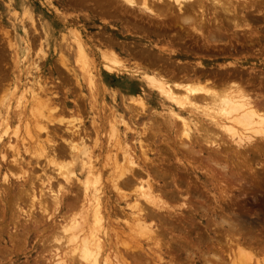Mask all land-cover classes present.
<instances>
[{"label": "bare ground", "instance_id": "1", "mask_svg": "<svg viewBox=\"0 0 264 264\" xmlns=\"http://www.w3.org/2000/svg\"><path fill=\"white\" fill-rule=\"evenodd\" d=\"M9 1H11V0H9ZM65 1L66 0H64V2ZM68 1L69 0H67V2ZM80 1L78 0L79 3H76L75 5L77 6V4H79V7H81L82 5H80ZM71 2H73V0ZM71 2L69 1V3H71ZM91 2H92V4L90 2L87 3V1H86L87 4H84V3H81V4L88 5V7L91 6L90 8L93 7L91 10H93V12H95L97 14V17L100 16L103 19H106V18L108 19V18H112V17L117 16V15H114V14H116L115 11L117 12V10L118 11L120 10V16L119 17H121V18H122L121 15L129 14L131 17L134 14V12H137L138 14L142 15L141 18L145 17L147 19L146 22L148 23V26L146 25L147 27H143L144 25L143 26L141 25L140 26V28L142 27L141 30L144 31V33L146 32L147 34H151V35H160V34H158L160 32H157V30L159 31L160 29H162L161 32H163V28H165V25H166L164 23L165 21H163L161 23H159L160 21H156L157 23H155V22H153L154 21L153 19L162 20V19H166V17L168 18V17H171L174 15V16H176L177 20H179L178 22L182 23V25H184V26H187L188 29L185 28L187 30V35H190V36L192 35L195 37V39H194V37H192V39L195 40L194 44L196 47L200 48L203 51L211 50L213 52H217L218 57L220 56L221 58H222V56L223 57H225V56L231 57V56H233V54H236V53L240 54V52H242L245 49L251 50L249 52H252L253 46H255V44L258 46L259 49H256V51H253V54L255 52H257L256 54H260V55L264 54V43L260 44V41L264 40V0H91ZM6 8L12 12V18L14 19V21L15 20L17 21L19 19L18 15L20 12L18 13L16 6L9 4V5H6ZM24 9L27 10L28 7L27 8L25 7ZM117 14H119V13H117ZM22 16L24 17V16H26V14L25 15L22 14ZM139 16L133 15L134 18H136V17L139 18ZM116 18H118V17H116ZM127 18H124V19L127 20ZM173 18L174 17H172L171 19H173ZM25 19H26V17H25ZM62 19H63V17H62ZM128 19H131V18H128ZM29 20L31 23H33V21H31L32 20L31 17H29ZM126 20H124V21H126ZM139 20H140V18H139ZM151 20H153V21H151ZM143 21H142V24H143ZM10 22H11V20H10ZM24 22H26V20ZM132 22L133 21L131 19V24H132ZM138 22L140 23L141 21H138ZM152 22L154 24H156L157 28L159 27L160 29H154L153 28L154 30H152V26H154ZM18 23H20V31L24 35L25 34L24 27L26 28L27 24L26 25L23 24L24 25V27H23L21 25L22 19H19ZM136 23H137V21H136ZM136 23L135 24L133 23L132 25H136ZM139 23H137V24H139ZM47 24L42 23L41 33H42V35H45L46 38H49L51 36V31H49V27ZM184 26H181V27H184ZM29 28H30V26H29ZM125 28L127 29L128 27L125 26ZM35 30H36V28H35ZM184 30L182 29V31H184ZM26 31H28V29ZM32 31L34 34H36V31L35 32H34V30H32ZM39 31H40V28H39ZM128 31H130V30H126L127 33H129ZM134 31H136V30H134ZM142 31H141V33H142ZM239 32H241V34H238ZM136 33H138V32H136ZM195 34L197 36H195ZM30 35L32 37V33ZM161 35H163V34H161ZM127 37L128 36H125L124 38H127ZM74 38L76 41V48L75 49L78 53L79 63H81L84 70H88L89 56H88L87 50L84 47L82 40L78 34H76V35L74 34ZM104 38H106V35ZM110 39H108V41ZM140 39L145 40L142 37H140ZM111 40L112 41H110V42L112 43L113 40H115V38L111 39ZM29 41L34 43L33 40L32 41L29 40ZM108 41H106V42H108ZM7 42L9 43L10 41H7ZM167 42H169V41H167ZM171 42H173V41H171ZM32 43H30V44L33 45ZM114 43L117 44L116 42H114ZM114 43H113V45H114ZM160 43H162V42H160ZM120 44H122V43H120ZM133 44H135V43H133ZM141 45L143 47H141ZM137 46H139L141 48L137 49L138 48ZM156 46H157L156 44L153 45L152 43H145V44L141 43V42L136 43V47H137L136 49L131 46L134 49V53H133L134 55L132 53H130V54L133 56H135V55L138 56L139 60L142 61V63L147 64V67H150V68L151 67L154 68V67L158 66V67H156V69L157 68L160 69V66H162V67H164V66L167 67V65L172 66V70H170V69L168 70L169 74H165V72H164V69L166 67L164 69H162L163 73L165 75H168L166 77H168V82H170V83L163 82L159 78H157L156 76H150V77L146 76V81L148 82V84H150L151 88L155 89V92L158 93V95H160V97H163V100L166 99L167 101H169V105H171V107H174V109L177 110L175 112H174V110H170V112L168 113V117H167L168 120L167 121H168L169 125H166V127L168 128L167 134H169V133L171 134L173 128L176 127V123L180 126V127H178L179 130L178 131L176 130L177 133L175 134V137H173L174 139L179 140L178 143H177V140L175 141L173 139H170L171 136L170 137L166 136L165 139L161 138L163 136L162 130H160L161 127H154L155 129L156 128L157 129L155 130L154 128H150V129L147 128V130H146V128H143L141 131V132H143L142 133V136H143L142 139L141 138L140 139L135 138L133 140H134V142L136 141L137 143L133 142L132 144H129L128 139L125 138L126 140L123 141L124 139H122L120 141V144L111 145L110 143L109 144L106 143L107 145L105 144L106 146H104L102 144V142L99 141V139L97 138V140L95 142L93 141V144L90 145V144H88L89 142H87V139L90 138V136L88 135V134H90V132H87L88 134L84 133L83 135H79L78 132L75 133V131H71V133L73 135L69 136V137H72V138L70 140H66L67 139L66 138L65 140L62 141L63 145L56 143L57 144V146H56V145H54L55 141L51 140V139H55L54 138L55 134H56L55 131H58V130H56V128H54L55 131L53 130L52 132H49V130H50L49 124H51V128L53 126L52 125L53 122L50 119H52L53 121H54V119H53V116H51V113H50L51 110L49 108L47 109V106H49V104H47L48 101H47V103H46L47 105H46L44 103V101L42 102V100H39L38 98H37L38 102L40 101L41 103L35 102V104L38 103L39 105H41V107L44 110L47 109V111H45V113L40 111V113H41L40 116H38V115L37 116L40 117L41 119L46 120V122L49 124L42 125L43 123L42 124L40 123L41 124L40 125L35 120V125L33 124L34 125L33 128H30L27 126L23 129L24 130L23 131L24 137L21 139L20 143L18 141L19 140V138H18V130L19 129L18 130L13 129V130H15L13 133L15 139H12V137L7 136L8 132H9L8 130H10V128L8 127V124H7L8 121H10V120H8L9 114H6V117H5L6 124H4V125L0 124V128L3 126V128L0 131V172H2L3 169L8 170L9 169V163L12 167H15V169H18L20 172H23V174H24V172H29L30 170L28 171V169H29L30 165L32 166L33 158L34 159L35 158L36 159L44 158V159H46V163H48L49 165L50 164L55 165L56 166L55 168H57L56 170L58 172L56 170L55 171L58 174L61 181L57 180L55 177L52 178L49 175H47V177L45 178V181L48 185L46 187V189H48V191L50 192L49 188L50 187L52 188L53 184L55 183V186H57V187L55 188V192H52V190L50 192L51 194H53V196H51L52 198H51L50 202L52 201L53 206H55L57 208V210H60V213L62 214V216L60 215V217H62L64 219V215H67V213H69L70 214L69 219L70 218L71 219L70 220L68 219L69 220L68 222H65L62 219L63 222L60 223V221H59L57 223L58 225L60 223L58 230H60L59 233L62 235L61 237H64V242L63 243L61 242L62 243L61 248L57 247L58 249L55 250V251H57L54 253L55 264H173L174 261L172 262L169 260L170 259L169 258V253H170L169 250H171V248H172V246H171L172 242H170L172 235H171V237L169 236L170 239L167 236L168 239L170 240L169 243H171V244H168V243L167 244L169 247L171 246V248L166 247L165 240L163 242V238L166 237V235L165 236L163 235L164 234L163 230L166 229V226L169 228L171 227L173 230L176 223H173L171 220L176 215H179V214L183 215L184 214V216H180L181 217L179 219L180 224L183 222V220L186 221L187 216H186V219L183 218V217H185V213H182L183 211L186 212L187 210H189V213H191L190 210L195 209L196 210V211L194 210L195 216L202 217L200 215V212H202L203 216L207 215L209 212L205 209L206 207H203V205L197 206L195 203H197V201H198V203H199V201L203 203L206 201L205 199H207L208 197L207 196L202 197L203 195L201 196V194H198L197 192H196L197 194L195 193V195L191 194L192 191H193L192 193H194V190H193L194 188L192 189V191H190L191 188L189 189V187L181 188L180 185L182 183L180 182L181 184H177L178 177L176 178L177 179L176 183H175L174 178L172 179V181L175 183L174 184L175 187H173V188H175L176 191L169 189V186L167 188L166 187L157 188L156 184H160L162 182V180L165 179L163 177L167 176L166 175L167 173L165 174L164 172L158 171V167L155 165V162H154L156 159L155 160L152 159V158H154L157 151L158 152L164 151L165 153L169 151L170 153H172L174 160H176L177 163L180 164L181 168L184 167L185 170H188V171L190 170L191 173H193V175H197L196 170H198V168L193 166V164H195V163H193L191 161L189 162L188 160L191 159L192 155H193V157H195L194 155L197 154V156H198V154L202 153L201 151L196 150V148H199L202 145L207 146L209 149H212V151H215L214 156H216L217 158L220 157L219 153H218L219 154L218 156L216 154L219 150V147H221L219 143H222L221 145H223V146H225L226 143H229L230 147L235 146V148L239 149L240 151H241V149L243 150V147H246V146L251 147V146L255 145L257 142H261L264 145V66L263 65L261 66V70H258V71L255 70V68L245 69L243 67V62L238 63V61L236 59H233L234 61L232 60L233 62L227 64V66H225L224 64L215 65V67L217 66L219 69V71H217L218 69L216 70L217 71L216 73H213L211 71L206 72V71H201V70H203V68H200V66H203V63H201L200 61L193 60L191 62H187L185 60L187 63L186 62L180 63L177 61V60H179L177 57V54H175L178 51H175V50L172 51V50H169V48L163 49V50L156 49ZM195 46H193V47H195ZM132 48H131V50L133 51ZM108 52H109V55H105V54L102 55L103 59L110 64V65L109 64L105 65L104 69H106V71L110 72L111 70L112 71L114 70L111 67V65H120L121 67H124L121 64L120 60H118L119 57L117 56L116 52H114V51L110 52L109 50H107V53ZM103 53H106V51ZM226 53H228V54H226ZM128 54L129 53H127V55ZM215 56H216V54H215ZM38 57H40V56H38ZM165 57L167 59V62L163 61V60H166V59H164ZM172 58H175V60H172ZM221 58H219V59H221ZM59 59H61V58L59 57ZM174 61H176V62H174ZM195 63L197 64V66L193 65ZM165 64H167V65H165ZM189 64H191V66ZM60 65L62 66L64 64L60 63ZM212 66H214V65H212ZM1 68H0V70H1ZM62 68H64V67H62ZM199 69H201V70H199ZM175 70L178 71L179 73L183 72L184 73L183 77H182V75L178 76L179 74H177V72L175 74ZM155 71L156 70H154V72ZM160 71H158V72H160ZM200 72H202V73H200ZM161 73H162V71H161ZM90 76L93 78V74L91 72H89V77ZM185 77H186L187 81L183 80ZM161 78L165 79V77L162 75H161ZM0 79H1V77H0ZM5 79H6V77H5ZM89 81H90V83H92V79H90ZM182 82L184 84H182ZM37 99L36 100L34 99V101H37ZM138 100H141V99L138 98ZM138 100H137V102L139 103V106L141 107L139 109L144 110L143 107H145V106H144L143 100H141V101H138ZM129 105H131V104H129ZM77 106H79V105H77ZM33 111H35V110H33ZM127 111H128V109H127ZM37 112H35V113H37ZM130 112H131V110H130ZM132 113H134V112L132 111ZM59 114H60V112H59ZM133 115H135V114H133ZM122 118H123V115H122ZM44 120H43V122H44ZM121 124H123V127H125V134L124 135H126L128 138L130 135L127 134V132H129V130L131 132V130H132L130 125H129V122L122 121ZM54 125L56 126V124H54ZM57 127H59V126H57ZM110 127H112V128H110V130L112 129L110 131V134H112V135H110V137L112 136V138H113V136L116 135V133L118 135V132H117L118 129L116 130V128L113 127V124ZM79 129H82V127ZM59 130H60V128H59ZM95 130H97V129L95 128ZM133 130H135V129H133ZM84 131H85V129H84ZM115 131H116V133H115ZM98 132H99V130H98ZM40 133H41V135H42V133H45L46 141H45V139H43L44 137H42V140H44L45 142L40 141L39 138H37L40 136L39 135ZM96 133H97V131H96ZM134 133H136V132H134ZM57 134H59V132ZM74 134L77 135V137H78L77 139H74V137H75ZM219 134H220V136H219ZM222 134L225 135L228 142H226V140L224 141V139H222L223 138V137H221V136H223ZM5 136H6V138H5ZM58 136H60V135H58ZM108 137H109V135H108ZM20 138H21V136H20ZM26 140H27V143H30V147L25 148L24 151H25V153L28 152L26 154H29V157L32 156L33 158H32V161H30L31 158H27V157L24 159V161H19V158L21 159L20 155H22V153L20 151H21V148L24 146L23 142ZM59 141H61V139ZM90 141H92V140H90ZM157 143H163L164 145L163 144L162 145L165 147L163 148L162 145H158V146H161L163 149H161V147L156 148ZM19 145H20V147H19ZM203 146H202V148L205 149ZM226 146H228V145H226ZM259 146H260V143L257 146V148ZM50 147H52V148H50ZM226 148H228V147H226ZM226 148H224L223 150L225 151ZM257 148H256V151H257ZM96 149H98V152H99V153H97V155L95 153ZM203 149H201V150L203 151ZM236 149H235L236 153L239 152V150H236ZM228 150H230V148ZM231 150H232V148H231ZM6 151H9L11 153V160H10L11 162H7L8 157L6 156V153H4ZM243 152H244V150H243ZM168 155L169 154H167V156ZM158 156L160 157L161 154L158 153ZM169 156H171V155H169ZM187 156L190 157L188 160H187V158H188ZM214 156H212L213 159L215 158ZM161 157H163V155ZM200 158H202V157L200 156ZM157 159H158V157H157ZM165 160H167V159H165ZM207 161H209L207 163L214 164L213 166H215V165L219 166L211 158H207ZM157 162L158 161H156V164H157ZM160 162H162V159L160 160ZM195 162H197V160ZM250 162H252V161H250ZM207 163H206V165H207ZM224 163L225 164H222L223 167L220 166L217 168L227 170L226 169L227 166H225L226 161ZM230 163H231V161H230ZM197 164H198V162H197ZM200 164H201V161H200ZM246 165H247V163H246ZM262 166H264V165H262ZM154 167H157L156 170ZM198 167L200 168V166H198ZM160 168H162V167H160ZM50 169H52V168H50ZM242 169H244V168H242ZM164 170H165V168H164ZM202 170H203V168H202ZM165 171L167 172V170H165ZM221 171H223L222 175L226 176V174H225L226 172L224 170H221ZM169 172H168V174H172L171 172L170 173ZM183 172H185V171H183ZM254 172H255V170H254ZM262 173L264 174V172H262ZM29 174L31 175V173H29ZM230 174L231 173L229 172V175ZM187 175H188V173H187ZM231 176H233V175L231 174ZM11 177H14V176H11ZM17 177H18V174H16V178ZM170 177H172V176H170ZM206 177H208V176H206ZM184 178H183V181H184ZM4 179L6 180L7 178L4 177ZM200 179H202V178H200ZM222 179L220 180V182L222 181ZM53 180L54 181L56 180V181L54 182ZM185 180H187V178ZM188 180H189V178H188ZM210 180H211V178H210ZM218 180L216 181L217 183H218ZM256 180L257 179H255V181ZM179 181H182V179H179ZM214 181H215V178H214ZM27 182H28V179H26V181L24 183H27ZM52 182H54V183L52 184ZM257 182H259V181H257ZM29 183L30 184H28V185L30 187L31 193L29 194V192H26V190H25V192H26L25 194L28 193V195H29V196L27 195V198L29 197L28 198L29 200H27V201H30V204H29L30 207L34 208V206L39 205L40 206L39 209H41L45 213L46 211H48L47 209L49 207L46 208L47 205L46 206L43 205V204H46L45 199H43L44 197L42 198V194L40 193V191H39L38 195L34 192L35 189L32 186V181ZM184 184H186V183L184 182ZM187 184H186V186H187ZM223 184H224V182H223ZM245 185H244V187H245ZM225 186L226 185H224L223 187L225 188ZM196 188H198V187H196ZM225 190L227 192L228 186H227V189L225 188ZM22 192L24 193V191H22ZM41 192H42V190H41ZM181 192H183V195L181 194ZM110 193L112 195V198L114 196L116 198L114 205H113V202L110 201L111 200ZM217 194H218V192H217ZM220 194H221V192H220ZM20 195H22V194H20ZM242 195H243V193H242ZM23 196H25V195L23 194ZM46 197H49V196H46ZM178 198H179V200H178ZM24 199H26V198H24ZM214 199H217V198L214 197ZM47 201H48V199H47ZM175 201H177L178 203L175 204L174 203ZM225 201H227V200H225ZM220 202H221V200H220ZM52 203H50V204H52ZM120 203H123V206H124V208H122L121 210L124 212V214L123 213L122 214L125 216V223L127 224L129 230L133 231L134 234H136V236L138 238H140L137 242H135V244H132L131 246L128 245L129 247H127V245L125 244L126 241L125 242H124V240H123V242L118 241L117 235H112V237H111V235L108 233V232H111L110 230H108V227H107V226H109L108 223L110 222L112 224L111 220H112L113 212L116 211L115 207L118 208L117 204H120ZM28 209L29 208H27V210ZM223 210H226V212H227L228 209H223ZM118 211H117V214H118ZM24 212L27 213L26 211H24ZM55 212H56V210H55ZM230 212L231 211L229 210V213ZM25 213H24V215H25ZM229 213H228V215H229ZM114 214H115V212H114ZM119 214L121 215V213H119ZM191 214H189V215H191ZM231 214L234 215L233 213H231ZM115 216H117V215H115ZM221 216H223V215H221ZM221 216H220V220H218V223L220 222L219 224H221V226L223 224L224 225L223 229L225 230V232L228 231V233H230L229 232L230 228L232 231L233 226H234V225L233 226L231 225L233 223V221L231 223L229 221H224V219H227L228 216L227 217L223 216L225 218H222ZM234 216H236V215H234ZM33 218H35V217H33ZM211 218L214 219L212 216H211ZM211 218L207 217V219H210V220H211ZM232 218L233 217H231V219ZM240 218H241V216H240ZM122 219L124 220V217ZM176 219H178V217ZM188 219H191V217H189ZM195 219H193V220H195ZM228 219H230V218H228ZM174 220H175V218H174ZM214 220H212V221H214ZM236 220H238V219L236 218ZM240 220H242V219H240ZM66 221H67V219H66ZM170 221L173 223V225L175 224L174 227L169 226ZM193 222L194 221H192V223ZM206 222H208V220H206ZM209 222H211V221H209ZM240 222H242V221H240ZM189 223H191V221H189ZM211 223H213V222H211ZM34 224L36 225L35 221H34ZM46 224L48 226L50 225L48 223H46ZM106 224H107V226H106ZM178 224H179V222H178ZM217 224H214V225H217ZM233 224H235V223H233ZM236 224H238V223H236ZM183 225H185V224H182V226ZM229 225L232 227H229ZM52 226H54V225H52ZM56 226L57 225H55V227ZM182 226H180V225L177 226V227H179L177 229H179L181 231V233H182V231L184 233V231L186 229H184L183 228L184 226L183 227ZM237 226H239V224L236 225V227ZM31 227H33V226H31ZM215 227H219V226H215ZM171 228H170V230H171ZM180 228H183L184 230L183 229L181 230ZM241 228H242V226H241ZM55 229L53 227L52 230H55ZM57 231H56V233H57ZM242 231H240V232H242ZM113 232H116V231L113 230ZM169 232H171V231H169ZM187 232H188V230H187ZM235 232H237V234H238L239 231H235ZM235 232L232 231V233H235ZM56 233H54V234H56ZM216 233H217V231H216ZM228 233H226V234L228 235ZM54 234L52 233V236ZM113 234H115V233H113ZM217 234H219V232ZM221 235L222 234L220 233L219 238ZM249 235H250V233H249ZM58 236H60V235H58ZM114 236H116V240H117L115 242L112 239ZM186 236L188 237L187 234H186ZM214 237H215V235H214ZM244 237H242V238H244ZM219 238H216V240ZM250 238H251V236H250ZM54 239H55L54 242L59 241V239H57L56 237H54ZM221 239L223 241L222 236H221ZM225 239H227V238H225ZM246 239H248V238H246ZM186 240H188V239H186ZM186 240H184V241H186ZM208 240L210 241V239H207L206 242H208ZM230 240L231 239H229L228 242ZM233 240H235V239H233ZM194 241H195V239H194ZM222 241L221 240L217 241L218 243H220V245L219 246L217 245L216 247H214V245H216L217 242H215V244L212 242V246H211L212 248L211 249H214V250L210 249V252L214 251L215 254H213L214 252L212 254H206L203 251L202 252L203 256H202L201 255L202 253L201 254L200 253L195 254V252H194L192 255L195 258V264H224V263H226V261L223 262L222 256L218 255L219 254L218 249H221L220 247H221ZM242 241H244V240L242 239ZM246 241H248V240H246ZM176 242H177V240H176ZM176 242H175V245L177 246ZM182 242L180 243V248H181L182 252L185 253V256L189 255L188 251L184 245V242H183V244H182ZM225 243L223 242L222 245H225ZM230 243H232V242H230ZM246 243L250 244V241L246 242ZM198 244H199V242H198ZM207 244L205 243L206 246H209ZM60 245L61 244H59V246ZM145 245H147V247L148 246H150V247L148 249H146ZM229 245L232 246V244H229ZM120 247L124 249V252L121 253L119 251ZM227 247H229V246H227ZM232 247L236 248V251H234V253H236V255H237L236 257H238L239 260L241 259V261H244L243 262L244 264L245 263L250 264L249 262H251V263L253 262V264H264V248H262L263 250H261L262 251V252H260L261 254L260 253L257 254V255H261L260 258H257L258 256L256 257V254L253 251V249H255V248L252 249V247L248 244L244 246L243 242H241L240 240H238L234 244V246H232ZM180 248H178V250ZM207 248H206V251L208 250ZM259 249H260V247H259ZM222 250L224 251V248ZM190 252H192V250ZM231 253H233V252H231ZM231 253H229V254H231ZM221 254H222V251H221ZM232 256H234V255H232ZM228 257H229V255H228ZM209 258H210V260H209ZM211 259H212V261L214 260L212 263L210 262ZM175 261H177V260H175ZM234 261L232 263H234ZM236 261L238 262L237 258H236ZM239 263L241 264V262H239ZM192 264H193V262H192Z\"/></svg>", "mask_w": 264, "mask_h": 264}, {"label": "rangeland", "instance_id": "2", "mask_svg": "<svg viewBox=\"0 0 264 264\" xmlns=\"http://www.w3.org/2000/svg\"><path fill=\"white\" fill-rule=\"evenodd\" d=\"M11 1L0 0V45H1L0 46V68L2 67L0 70V77H1V79H0V82H1L0 83V90H1L0 91V124H2V125L6 124L5 117H6V114H9L8 120H10V121H8L7 124H8V127L10 128V130H8L9 132H8L7 136H10V137H12V139H15L13 133L15 130L19 129L18 130V138H19L18 141H19V143L21 142V139L24 137L23 136L24 135L23 129L27 126L30 128H33L35 125V120L38 124H40V123L41 124L43 123L42 125L49 124L46 122V120L38 117L41 114L40 111L45 113V111H47L48 108L51 110L50 113L54 119V121L52 119H50L53 122L52 123L50 121L53 126L51 128V124H49L50 130L52 129L51 131L49 130V132H52L53 130L55 131L54 128H56V130H58V131H55L56 134L59 132V134H57V135L55 134L54 138L55 139L57 138L56 140L51 139V140L55 141L54 145H56V146H57V144L63 145L62 141L65 140L66 138H67L66 140H70L72 137H69V136L73 135L71 133V131H75V133L78 132L79 135H83L84 133L88 134L87 132H90V134H88L90 136V138L87 139V142H89L88 144H90V145L93 144V141L95 142L97 140V138L99 139V141L102 142V144L104 146H106L109 143L111 145L120 144V141L122 139H124L123 141L128 139L129 144H132L134 142L133 139H135V138L136 139H140V138L142 139V137H143L142 133L143 132H141V131L143 128H146V130H147V128L150 129V128H154V127H161L160 130H162V135H163L161 138L165 139L166 136H168V137L171 136L170 139H173L175 141L177 140V143H178L179 140L174 139L173 137H175V134L179 130L178 127H180V126L176 123V127L173 128L171 134L169 133L170 135L167 134L168 128L166 127V125H169V123L167 121L168 120V118H167L168 113L170 112V110H174V112L177 110L174 109V107H171V105H169V101H167L166 99L163 100V97H160V95H158V93L155 92V89L151 88L150 84H148V82L146 81V76H149V77L150 76H156L161 81L170 83V82H168V77H166L168 75H165V74H169L168 70L169 69L172 70V66H170V65L168 66L167 64H165V65H167V67L163 65L164 67L160 66V69H158V68L156 69V67H158V66L154 67L155 69L153 67H151V68L147 67V64L142 63V61L139 60L138 56H136V55L133 56L134 55L133 54L134 53L133 48L136 49L138 47L137 49H139V48L143 47L142 45H141V47H139V46L136 47V43H140V42L144 43V44L145 43H152L153 45H155V44L157 45L156 49L163 50V49L169 48V50L178 51L177 53H175V54H177V57L179 59V60L176 59L178 62L184 63L186 61L191 62L193 60L200 61L201 63H203L204 67L200 66V68H203V70H201V69H199V70L206 71V72L211 71L213 73H216L217 71H219V69L217 66L215 67V65L224 64L225 66H227V64L232 63L234 61L233 59H236L238 61V63L243 62V67L245 69L255 68V70L258 71V70H261L262 65L264 66V56H263L264 54H262V55L256 54L257 52H255L253 54V51H256V49H259L256 44H255V46H253L252 52H249L251 50L245 49L242 52H240V54L236 53V54H233V56H231V57L230 56L223 57L221 55L222 58L220 56L218 57L217 52H213L211 50H209V51L201 50L200 48L195 46V44H194L195 40L192 39V37H194V36L187 35V30H186V29H188L187 26H184V25H182V23L178 22L179 20H177L176 16H174V15L171 17H168V18L166 17V19H162V20H160V19L159 20L153 19L154 21L151 20L155 23H157L156 21H160L159 23L165 21L164 23L166 24L165 28H163V32H164L163 33V32H161L162 29H160L159 27L157 28L156 24H154L152 22L154 25V26H152V30L160 29L159 31L157 30V32H160V33H158L160 35H151V34H147L146 32L144 33V31L141 30L142 27L140 28V26L144 25L143 27H147L148 23L146 22L147 19L145 17L141 18L142 15L138 14L137 12H134L133 15L134 16L140 15L139 16L140 20L138 17L134 18L133 15L130 17L129 14L121 15L122 16V18H121V17H119L120 16V10L119 11L117 10V12L115 11L116 14H114V15H117L115 17L103 19L99 16L101 18L100 19L99 17H97V14L95 12H93V10H91L93 7L90 8L91 6L88 7V5L81 4V3L87 4L88 2H90L92 4L91 0H84L85 2L83 0H81L82 2L79 0L80 5H82L81 7H79V4H77V6L75 5L76 3H79L78 0L77 1L73 0V2H71L72 0H69L72 4L69 3V1L67 2V0L65 2H64V0H11ZM86 1H87V3H86ZM9 4L15 5L18 13L20 12L18 16H19V19H22L21 25L24 27V25L27 24L26 28L28 29V31H26L27 29L24 27V29H25L24 35L20 31V23H18L19 19L17 21L16 20L14 21V19L12 18V12L6 8V5H9ZM25 7L26 8L28 7V9L25 10L24 9ZM117 13H119V14H117ZM22 14H24V15L26 14V16L23 17ZM25 17H26V19H25ZM29 17H31V19H32L31 21H33V23L30 22ZM62 17H63V19H62ZM116 17H118L119 19ZM127 17L132 19V21H133L132 24L133 23L135 24L136 21H137V23H139L138 21H141L139 23L140 25L137 23H136V25H132L131 19H128ZM172 17H174V18L171 19ZM23 18L26 20V22H24L25 20ZM124 18H127L128 21ZM123 19L126 21H124ZM10 20H11V22H10ZM142 21H143V24H142ZM42 23H45V24L48 23L47 25L49 27V31H51V36L49 38H46V36L42 35V33H41ZM29 26H30V28H29ZM125 26L128 28L126 29ZM181 26H184V27H181ZM34 27L36 28V30ZM39 28H40V31H39ZM31 29L34 30V32L36 31L37 35L34 34ZM182 29L183 30L185 29V30L182 31ZM126 30H130V31H128L129 33H127ZM134 30H136V31H134ZM141 31H142V33H141ZM136 32H138V33H136ZM31 33H32V37L30 35ZM74 34L79 35V37L82 40L84 47L87 50V53L89 56V67H88L89 71L84 70L81 63H79L78 53L75 49L76 48V41L74 38ZM161 34H163V35H161ZM238 34H241V32H239ZM105 35H106V38H104ZM125 36H128V37L124 38ZM195 36H197V35L195 34ZM109 37L111 39L115 38V40H113V42L111 43L110 41H112V40ZM140 37L144 38L146 41L141 40ZM28 39L31 41L33 40L34 43L30 42ZM108 39H110V40L108 41ZM194 39H195V37H194ZM7 41H10V42L8 43ZM106 41H108V42H106ZM159 41L162 43H160ZM167 41H169V42H167ZM171 41H173V42H171ZM261 41H260V44H263L264 40H261ZM29 42L32 43L34 46L31 45ZM114 42H116L117 44H115ZM113 43H114V45H113ZM120 43H122V44H120ZM133 43H135V44H133ZM193 46H195V47H193ZM131 48L133 49V51L131 50ZM107 50H109L110 52H113V51L116 52L117 56L119 57L118 60H120L121 64L124 67H121L120 65H111V67L114 70L113 71L111 70L110 72L106 71V69H104L105 65L106 64L108 65L109 63L103 59L102 55L103 54L109 55V52L107 53ZM105 51H106V53H103ZM127 53H129V54L127 55ZM130 53H132L133 55H131ZM215 54H216V56H215ZM226 54H228V53H226ZM38 56H40V57H38ZM59 57L61 59H59ZM219 58H221L222 60ZM164 59H166V57ZM58 60L59 61L61 60L62 62L61 61L59 62ZM172 60H175V58H172ZM163 61L167 62V59L163 60ZM174 62H176V61H174ZM60 63H62L64 65L61 66ZM189 65L191 66V64H189ZM193 65L197 66L196 63ZM212 65H214V66H212ZM62 67H64V68H62ZM162 69H164L165 74L163 73ZM154 70H156V71L154 72ZM160 70L162 71V73ZM158 71H160V72H158ZM89 72H91L93 74V78L91 76L89 77ZM176 72H177V74H179L178 76L182 75V77H183V74H184L183 72L179 73L178 71L175 70V74H176ZM200 73H202V72H200ZM160 74L162 76H164L165 79L161 78ZM5 77H6V79H5ZM90 79H92V83H90V81H89ZM183 80L187 81L186 77ZM182 84H184V83L182 82ZM137 97L139 99L143 100L144 106H145V107H143L144 110L139 109L141 107L139 106V103L137 102V100H138ZM37 98L39 100H42V102L44 101L45 104L48 101L47 104H49V106L51 108L49 106H47V109L44 110L41 107V105L38 104L41 102L40 101L38 102ZM34 99L35 100L37 99V101H34ZM141 100H138V101H141ZM35 102H38V103L35 104ZM128 103L131 105H129ZM77 105H79V106H77ZM127 109H128V111H127ZM33 110H35V111H33ZM130 110H131V112H130ZM132 111L134 113H132ZM35 112H37L38 114ZM59 112H60V114H59ZM121 114L123 115V118H122ZM133 114H135V115H133ZM43 120L45 123L43 122ZM122 121L129 122V125L132 129L131 132H130V130H129V132L126 131L127 134L130 135L128 138L126 135H124L125 134V127H123V124H121ZM31 124L32 125L34 124V125L32 126ZM54 124H56V126ZM112 124H113V127L116 128V130L118 129V131H117L118 135L115 131L116 135H114L113 138H112V136L110 137V135H112V134H110V131L112 130V129L110 130V128H112L110 126H112ZM57 126H59V127H57ZM81 127H82V129H79ZM2 128H3V126L0 128V131ZM59 128H60V130H59ZM95 128L97 130H95ZM13 129H15V130H13ZM84 129H85V131H84ZM133 129H135V130H133ZM98 130H99V132H98ZM96 131H97V133H96ZM134 132H136V133H134ZM39 135L40 136L37 138H39L40 141L45 142L46 141L45 133H42V135L40 133ZM58 135H60V136H58ZM108 135H109V137H108ZM20 136H21V138H20ZM219 136H220V134H219ZM42 137H44L43 139H45V141L42 140ZM221 137H223L222 139H224V141L226 140V142H228L225 135H223ZM5 138H6V136H5ZM59 138L61 139V141H59L60 140ZM77 138H78L77 135H75L74 139H77ZM90 140H92V141H90ZM134 143H137V142L135 141ZM257 143L255 145L251 146L252 148L250 146L243 147L244 152L242 149H241V151L239 149H236L235 146L230 147L229 143H226V145H228V146H226V145L223 146V145H221L222 143H219L221 147H219V150L216 153L217 156L220 154V157H218V158L216 156H214L215 151H212V149H209L207 146L202 145L205 149H203L202 146L199 148H196V150L201 151L202 153L198 154L199 157L197 156V154L194 155L195 157H193V155H192L191 159H189L190 157L187 156L188 157L187 160L189 159L188 160L189 162L191 161V162L195 163V164H193V166L197 167L199 170V171L196 170L197 175H193V173H191L190 170L189 171L185 170L184 167L181 168L180 164L177 163L176 160H174L172 153H170L169 151L166 153L164 151L163 152L157 151V153H156L157 155L155 154L154 158H152L154 160L156 159L154 162H155V165L158 167V171L164 172L165 174L167 173L166 174L167 176L163 177L165 179L162 180V182L160 184H156L157 188H161V187L167 188L169 186V189L176 191V189L173 187H175L174 184L177 182L176 178L178 177L179 183L177 182V184L182 183L181 185L182 186L184 185L183 187L180 185L181 188L189 187V189L191 188L190 191H192V189L194 188L193 189L194 193H192L193 192L192 191L191 194L195 195V193L197 192L198 194H201V196L203 195L202 197H206V196L208 197L207 198L208 200L205 199L206 201L203 203L200 201H199V203H198V201H197V203H195L197 206L203 205V207H206L205 209L209 212L207 215L203 216L202 212H200V215L202 217L198 216L199 217L198 218L197 216L194 215V213L196 211L194 209L195 211L190 210V212L192 214L189 213V210H187L186 212L181 211L182 213H185V217H183L184 219H186V216H187L186 221L185 220H183V222L181 221L182 222L181 224H180L179 219L181 218L180 216H184V214L183 215L182 214L176 215L171 220L173 223H176V225L179 222V224L177 226H179V225L182 226V224H185V225H183L184 227L182 226L184 229H186L184 231L185 234L183 233V231L181 233V231L179 229H177L179 227H177L175 224H174L175 225V227H174V225L171 221H170L169 226H173L174 227L173 230L171 227H170L171 228V230H170V228L167 226H166V229L163 230V232H164L163 235L164 236L166 235V237H164L165 239L163 238V242H164V240L166 242L165 243L166 247H169L168 244H171V243H169L170 240H171L170 242H172V245H171L172 248H171V246L169 247V248H171V250H169L170 251V253H169L170 259L169 260L172 262L174 261L173 264H192V262H193V264H195V258L192 254L194 252H195V254H197V253L201 254L203 251L206 254H212L214 252V251L210 252V249L212 248L211 247L212 242L215 244V242H217V241H220V240L222 241L221 236L223 238V241L221 243V247H220L221 249H218L219 250L218 255L222 256L223 262L226 261V263H224V264H229V263L231 264L234 260L235 261L232 264H240L239 262H241V264H244L243 263L244 261H241V259L239 260V258L236 257L237 255H236V253H234V251H236V248L232 247V246H234V244L238 240L243 242L244 246L248 244L252 247V249L255 248V249H253V251L255 252L256 257L258 256L257 258H260L261 255H257V254L262 252L261 250H263L262 248H264V176H263L264 174L262 173V172H264V166H262V165H264V155H263L264 154V145L261 142H257ZM259 143H260V146H259L260 148L259 147L257 148ZM23 144H24V146L23 147L21 146L22 148L20 151L22 153V155H20L21 159L19 158V161H24V159L26 157L31 158L30 161H32L33 157L32 156L29 157V154H26L28 152L25 153V151H24L25 148L30 147V143H27V140H26L23 142ZM162 144L163 143H157L156 148L161 147L158 145H162ZM163 145H162V147L164 148L165 146H163ZM254 146L257 148V151H256V148ZM19 147H20V145H19ZM162 147H161V149H163ZM226 147H228V148H226ZM50 148H52V147H50ZM224 148H226L227 150L225 149V151H224L223 150ZM229 148H230V150H228ZM231 148H232V150H231ZM201 149H203V151ZM235 149L239 150V152L236 153ZM4 153H6V156L8 157L7 162H11L10 161L11 160V153L9 151H6ZM95 153H96V155H97V153H99L98 149H96ZM158 153L161 154V156L163 155V157H161V156L159 157ZM167 154H169L171 156H169V155L167 156ZM200 156L202 158H200ZM212 156H214L215 158L213 159ZM157 157H158V159H157ZM207 158H211L219 166H217V165L213 166L214 164L207 163V162H209V161H207ZM161 159H162V162H160ZM165 159H167L168 161ZM196 160H197L198 164H197V162H195ZM199 160L201 161V164H200ZM156 161H158L157 164H156ZM225 161H226L225 166H227V168H226L227 170L217 168L220 166L223 167L222 164H225L224 163ZM230 161H231V163H230ZM250 161H252V162H250ZM205 162L207 163L208 166L206 165ZM246 163L248 166L246 165ZM198 166H200V168ZM55 167H56L55 165H51V164L49 165L48 163H46V159H44V158H41V159H36V158L34 159L33 158L32 166L30 165V167L28 169V171L29 170L30 171L24 172V174L26 173L25 175L23 174V172H20L18 169H15V167H12L10 165V163H9V169L8 170L3 169L2 172H0V191H1L0 192V264H55L54 253L57 252L55 250H57L58 248H61L62 243L64 242V237H61L62 235L59 233L60 230H58L60 223L63 222L62 221L63 218L60 217V215L62 216V214L60 213V210H57V208L55 206H53L52 201L50 202V200L52 198L51 196H53V194H51L50 192H51V190H52V192H55V188L57 187V186H55V183H54L56 180L55 181L53 180L54 182H52V184L53 183L54 184H53L52 188L51 187L49 188L50 192L48 191V189H46V187L48 185L45 181V178L47 177V175H49L52 178L55 177L57 180L61 181L58 174L56 173L57 168H55ZM157 167H154L155 170ZM160 167H162V168H160ZM50 168H52V169H50ZM164 168H165V170H167V172L164 170ZM202 168H203V170H202ZM242 168H244V169H242ZM181 169L183 171H185V172L187 171V172L185 173ZM221 170H224L226 172L225 173L226 176L222 175L223 171H221ZM254 170H255V172H254ZM169 171L172 174H168ZM229 172L233 176H231V174L229 175ZM29 173H31V175ZM187 173H188V175H187ZM16 174H18L17 178H16ZM11 176H14V177H11ZM170 176H172V177H170ZM206 176H208V177H206ZM4 177H6L7 179L5 180ZM173 178L175 180V183L172 181ZM183 178H184V181H183ZM186 178H187V180H185ZM188 178H189V180H188ZM200 178H202V179H200ZM210 178H211V180H210ZM214 178H215V181H214ZM26 179H28V182L24 183L26 181ZM179 179H182V181H179ZM221 179H222V181L220 182ZM255 179H257V180L255 181ZM217 180H218V183L216 182ZM31 181H32V186L35 189L34 192L38 195L39 191H40V193L42 194V198L44 197L43 199H45V201H46V204H43V205H45V206L47 205L46 208L49 207L47 209L48 211H46L45 213L41 209H39L40 208L39 205H36V206H34V208H31L29 205L30 201H27V200H29L28 199L29 197L27 198L28 193L27 194H25V193L26 192H29V194L31 193L30 187L28 185V184H30L29 182H31ZM257 181H259V182H257ZM184 182L186 184L188 183L187 186H186V184H184ZM223 182H224V184H223ZM244 183L245 184L247 183V184L245 185ZM224 185H226L225 186L226 189L228 186L227 192H226L225 188L223 187ZM244 185H245V187H244ZM196 187H198V188H196ZM25 190H26V192H25ZM41 190H42V192H41ZM22 191H24V193ZM217 192H218V194H217ZM220 192H221V194H220ZM242 193H243V195H242ZM20 194H22V195H20ZM23 194L25 196H23ZM181 194L183 195V192H181ZM46 196H49L50 198L46 197ZM214 197L217 199H214ZM24 198H26V199H24ZM110 198H111L110 201L113 202V205H114L115 204L114 202L116 201L115 196L112 198V195L110 193ZM47 199H48V201H47ZM178 200H179V198H178ZM220 200L222 203L220 202ZM225 200H227V201H225ZM50 203H52V204H50ZM174 203L177 204L178 202L175 201ZM117 205H118L117 206L118 208L115 207V210H116V211H114L115 214L113 212V215H112V220H111L112 224L109 222L110 223V224L108 223L109 226H107V224H106V226L108 227V230L111 231V232H108L111 235V237H112V235H117V237H118L117 240L121 241V242H123V240H124V242L126 241L125 244L127 245V247H129L128 245L131 246L132 244H135V242H137L140 238H138L136 236V234H134L133 231L129 230L127 224L125 223V216L123 215L124 212L121 210L122 208H124L123 203H120ZM27 208H29V209L27 210ZM222 208L228 209L227 212H226V210H223ZM55 210H56V212H55ZM229 210L231 211L230 213H229ZM24 211H26L27 213H25ZM117 211H118V214H117ZM187 212L191 215H189ZM24 213H25V215H24ZM119 213H121V215ZM228 213H229V215H228ZM231 213H233L236 216L232 215ZM68 214L69 213H67V215H64L63 220L65 222H68L71 219V218L69 219L70 214L69 215ZM115 215H117V216L119 215V216L117 217ZM221 215H223L225 217L228 216L227 219H224V221H229L230 223L233 221V223L239 224L240 227L239 226L236 227V225H238V224H236V225L233 223L231 224L232 226L234 225L233 226L234 230L232 229V231L233 232L239 231L238 234H237V232L232 233L231 228L229 230L230 233H228V231L225 232V230L223 229L224 225L222 224V226H221V224H219L220 222L218 223V220H220ZM239 215L241 216V218ZM211 216L216 221L214 219H212ZM223 216H221V217L225 218ZM33 217H35V218H33ZM123 217H124V220L122 219ZM177 217H178V219H176ZM189 217H191V219H188ZM207 217L211 218V220L207 219ZM231 217H233V218L231 219ZM235 217L238 220H236ZM238 217L242 220H240ZM174 218H175V220H174ZM228 218H230V219H228ZM66 219H67V221H66ZM193 219H195V220H193ZM206 220H208V222H206ZM212 220H214V221H212ZM239 220L242 221L243 223L240 222ZM34 221H35L36 225L34 224ZM59 221H60V223L58 225L57 223ZM189 221H191V223H189ZM192 221H194L193 222L194 224L192 223ZM209 221H211L213 223H211ZM46 223H48L50 225L48 226ZM51 224L54 226H52ZM214 224H217V225H214ZM55 225H57V226L55 227ZM31 226H33V227H31ZM215 226H219V227H215ZM232 226L229 225V227H232ZM241 226H242V228H241ZM53 227H54V229L56 228L58 231L56 229L52 230ZM183 228H180V229L182 230ZM113 230L116 232H113ZM187 230L189 233L187 232ZM56 231H57V233H56ZM169 231H171V232H169ZM216 231H217V233L219 232V234H217ZM240 231H242V232H240ZM112 232L115 234H113ZM52 233L53 234L56 233L53 236L56 237L57 239H59V241L54 242L55 239L52 236ZM220 233L222 235L219 238ZM226 233H228V235ZM249 233H250V235H249ZM186 234L188 235V237L186 236ZM58 235H60V236H58ZM171 235H172V237H171ZM214 235L216 238H219L220 240L219 239L216 240ZM167 236L168 237L170 236L171 239L169 237V239H170L169 240ZM241 236L242 237L245 236V237L242 238ZM250 236H251V238H250ZM225 238H227V239H225ZM246 238H248V239H246ZM112 239L114 242L117 241L116 236H114ZM183 239L184 240L188 239V240L184 241ZM194 239H195V241H194ZM207 239H210L211 242L209 240H208V242H206ZM229 239H231L232 241L230 240L228 242ZM233 239H235V240H233ZM242 239L244 241H242ZM176 240H177V242H176ZM246 240H248V241H246ZM178 241L184 242V245H185L189 255L185 256V253H183L181 248H180L181 242L179 243ZM245 241L246 242L250 241V244L246 243ZM175 242H176L177 246L175 245ZM183 242H182V244H183ZM198 242L201 246L198 244ZM223 242L224 243L226 242L225 245H222ZM230 242H232V243H230ZM205 243L206 244L208 243L207 245H209V246H206ZM228 243L232 244V246H230ZM59 244H61V245L59 246ZM217 245L219 246L220 243L217 242L216 245H214V247H216ZM227 246H229V247H227ZM149 247L150 246L147 247V245H145L146 249H148ZM177 247L180 249L178 250ZM259 247H260V249H259ZM206 248L208 249L207 251H206ZM223 248H224V251L222 250ZM122 249L123 248H121V247L119 248V251L121 253L124 252V249L123 250ZM191 250H192V252H190ZM211 250H214V249H211ZM221 251H222V254H221ZM231 252H233V253H231ZM229 253H231V254H229ZM213 254H215V252ZM201 255L203 256V253ZM228 255H229V257H228ZM232 255H234V256H232ZM236 258H237L238 262L236 261ZM212 259L210 261L211 263L214 261V260L212 261ZM175 260H177V261H175ZM209 260H210V258H209ZM249 263L253 264V262L252 263L249 262Z\"/></svg>", "mask_w": 264, "mask_h": 264}]
</instances>
